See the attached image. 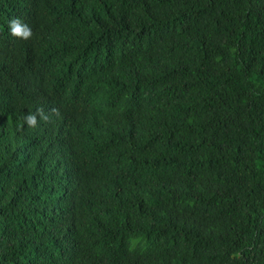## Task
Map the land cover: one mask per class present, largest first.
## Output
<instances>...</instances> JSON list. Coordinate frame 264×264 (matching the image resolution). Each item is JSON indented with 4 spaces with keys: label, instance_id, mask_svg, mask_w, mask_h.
I'll return each instance as SVG.
<instances>
[{
    "label": "trees",
    "instance_id": "1",
    "mask_svg": "<svg viewBox=\"0 0 264 264\" xmlns=\"http://www.w3.org/2000/svg\"><path fill=\"white\" fill-rule=\"evenodd\" d=\"M0 264H264V0H0Z\"/></svg>",
    "mask_w": 264,
    "mask_h": 264
},
{
    "label": "clouds",
    "instance_id": "2",
    "mask_svg": "<svg viewBox=\"0 0 264 264\" xmlns=\"http://www.w3.org/2000/svg\"><path fill=\"white\" fill-rule=\"evenodd\" d=\"M8 29L12 36L18 37L24 40H27L32 35L31 28L27 25L22 23L20 18H12L10 21H8ZM37 112L40 114L41 118L43 117L42 110H37ZM21 125L26 124L29 128H34L37 126V114L36 113H28L26 114L22 120L20 121Z\"/></svg>",
    "mask_w": 264,
    "mask_h": 264
}]
</instances>
